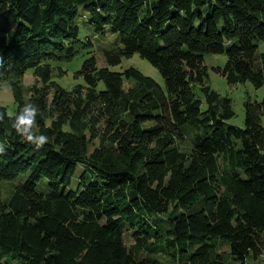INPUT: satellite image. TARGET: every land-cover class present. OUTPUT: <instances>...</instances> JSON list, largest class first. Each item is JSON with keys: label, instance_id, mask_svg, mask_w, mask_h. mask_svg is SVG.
Segmentation results:
<instances>
[{"label": "trees", "instance_id": "obj_1", "mask_svg": "<svg viewBox=\"0 0 264 264\" xmlns=\"http://www.w3.org/2000/svg\"><path fill=\"white\" fill-rule=\"evenodd\" d=\"M81 12L97 34L118 36L109 67L138 54L165 89L94 56L82 84L60 86L55 65L93 48L80 39ZM260 43L264 0H0V85L17 104L14 115L0 106V185L13 184L8 198L0 189V264H159L166 249L178 264H226L218 239L236 263L261 257L264 100L245 103V128L230 124L232 100L212 89L205 60L226 54L215 70L230 85L261 88ZM25 107L34 121L21 133ZM29 133L48 140L37 148Z\"/></svg>", "mask_w": 264, "mask_h": 264}, {"label": "rangeland", "instance_id": "obj_2", "mask_svg": "<svg viewBox=\"0 0 264 264\" xmlns=\"http://www.w3.org/2000/svg\"><path fill=\"white\" fill-rule=\"evenodd\" d=\"M81 17L79 20L80 25V39L85 42H91L93 44V48L90 52H84L78 55L75 59L70 62H63L62 64L55 65V67H61L65 71V75L63 77L54 76V80L62 87L67 90L73 89L77 84H82L83 79H77L76 74L83 67L84 62L90 57L94 56L98 60V64L100 67H109L105 60V52L108 50H112L116 44L118 43V36L113 33H107L106 35H99L95 32L94 28L91 26L89 20L83 16L81 12ZM259 56L264 54V43L259 44L258 49ZM206 65L209 70V83L213 90L217 91L223 97H228L232 100L233 109L236 113L235 117L229 121L230 124L245 128L246 126V108L245 103L247 101H258L261 102L264 100V87L257 88L250 81L245 83H241L238 85H230L225 77H223L220 73H218L215 68L221 67L224 68L227 64L228 58L226 54L222 55H206L205 57ZM136 68L140 72H142L145 76H148L154 79L163 89H165V80L159 70L155 68L150 62L141 58L140 55L136 54L131 59H123L121 65L115 67H109L112 71L124 72L129 68ZM36 78L34 75V70H28L23 78L24 87L27 90L29 87L35 84ZM134 85V82L127 81L126 88ZM28 88V89H27ZM100 88H104V84H100ZM0 106L6 107L8 113L10 115H14L16 113L17 104L15 102L14 94L10 84L0 85ZM264 125V118H263ZM190 138L188 137L187 142L182 145V148L188 149L191 145ZM0 144L4 145V148L7 147V143L4 141H0ZM97 146L95 142L94 145L91 146V151ZM183 149V150H184ZM83 170V168H79V173ZM27 178V175H21L15 183L19 184ZM48 181L43 179L38 184V189L40 191H46L48 189ZM0 189L2 192V196L4 198H8L12 192L13 184L10 182H3L0 185ZM158 217L159 215H154ZM135 229H132L130 232L126 234V242L128 245L134 244V239L131 237L132 232ZM218 243L220 251L223 253L224 260L226 264H240L233 261L231 257V247L229 243L225 240L218 239L215 240ZM175 249H166L159 255L156 256L159 264H178L177 259L173 256ZM11 264H24L21 261H13ZM247 264H264V254L255 259V257L251 256L247 260Z\"/></svg>", "mask_w": 264, "mask_h": 264}, {"label": "clouds", "instance_id": "obj_3", "mask_svg": "<svg viewBox=\"0 0 264 264\" xmlns=\"http://www.w3.org/2000/svg\"><path fill=\"white\" fill-rule=\"evenodd\" d=\"M24 111L26 112V114L25 115L20 114L17 117V121L15 124V127L17 128V130L21 133H23L25 129L21 128L20 126L21 125H31L34 121L33 116L35 114V110H33V112H28L26 107ZM26 138L28 141L34 143L37 148L42 147L48 140V137L43 134L36 136L34 134L29 133ZM3 151H4V145L0 144V152H3Z\"/></svg>", "mask_w": 264, "mask_h": 264}]
</instances>
